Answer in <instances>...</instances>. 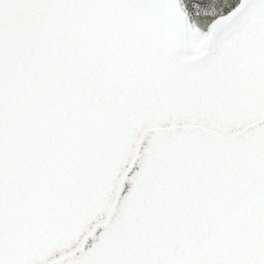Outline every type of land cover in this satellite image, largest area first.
<instances>
[{"label":"snow or ice","instance_id":"snow-or-ice-1","mask_svg":"<svg viewBox=\"0 0 264 264\" xmlns=\"http://www.w3.org/2000/svg\"><path fill=\"white\" fill-rule=\"evenodd\" d=\"M0 264H264V0H0Z\"/></svg>","mask_w":264,"mask_h":264}]
</instances>
